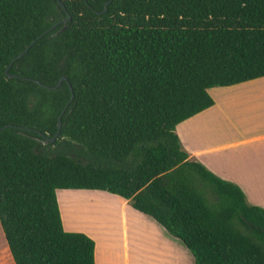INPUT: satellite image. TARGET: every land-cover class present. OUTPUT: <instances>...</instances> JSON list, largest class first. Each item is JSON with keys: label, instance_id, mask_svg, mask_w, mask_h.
Here are the masks:
<instances>
[{"label": "trees", "instance_id": "trees-1", "mask_svg": "<svg viewBox=\"0 0 264 264\" xmlns=\"http://www.w3.org/2000/svg\"><path fill=\"white\" fill-rule=\"evenodd\" d=\"M263 76L264 0H0V223L15 264H95L58 189L129 200L195 264H264V207L176 132L215 103L210 88Z\"/></svg>", "mask_w": 264, "mask_h": 264}, {"label": "crops", "instance_id": "crops-1", "mask_svg": "<svg viewBox=\"0 0 264 264\" xmlns=\"http://www.w3.org/2000/svg\"><path fill=\"white\" fill-rule=\"evenodd\" d=\"M212 88L209 89L210 94ZM218 92L225 94L221 117L216 116L219 106L215 99L211 107L179 123L176 132L190 158L199 160L221 178L238 184L248 202L264 207L261 191L264 189V76L220 86ZM195 120L202 126L209 124L207 134H204L205 128H192ZM226 131L232 133L228 135ZM58 190L92 193L90 198L89 194L82 195L89 204V210L81 218L82 223L74 213H70L69 205L76 202V194L62 196L63 201L59 196L58 202L64 228L84 232L95 240V264H139L142 251L140 242L137 243L139 238L143 239L146 255L150 245L155 244L161 254L168 247L170 263L174 260V248L182 264H195L194 256L186 245L151 216L133 207L135 210L130 211L132 222L129 225V200L121 196L116 198L119 195L103 190ZM95 196L97 198L94 199ZM98 198L105 201L96 200ZM120 218L122 222H119ZM3 250H0V264H13Z\"/></svg>", "mask_w": 264, "mask_h": 264}, {"label": "rangeland", "instance_id": "rangeland-1", "mask_svg": "<svg viewBox=\"0 0 264 264\" xmlns=\"http://www.w3.org/2000/svg\"><path fill=\"white\" fill-rule=\"evenodd\" d=\"M220 86H215L211 89V95L212 97L214 98V100L216 99L218 101V113H216V116L218 117H221L220 115H222L224 113V109H223V106H224V102L222 101L223 100V95L225 96V94H221L218 92V88ZM236 95H241L243 96L242 93H236ZM226 96H228V94H226ZM215 100V101H216ZM242 101V100H241ZM229 103H233V102H229ZM230 106V105H229ZM211 117H213V113H212V116H210V120H211ZM192 128L193 129H197V128H200V129H203L205 128V132L204 134H207V130L209 129V124L205 126H202V125H199L198 121H194L192 123ZM226 133L228 135H230V133H232L231 131H226ZM47 146V148L45 147H41V150H53L56 146L55 145H52V144H48L46 143L45 144ZM264 169V168H263ZM263 195H264V189L261 190ZM73 192H76V193H73ZM75 195L76 194V202H74V204H70L69 205V208H70V213H74L75 217L78 219V222L82 221L81 218L85 215V213L89 210L88 208V203L86 204V200H85V197L82 195L86 194L89 196V198L92 196V193H80V191H75V190H57V196H58V199H59V196L60 198L62 199L63 201V198L67 195ZM91 194V195H90ZM63 196V198H62ZM115 196V195H114ZM118 196V195H116ZM115 196V197H116ZM106 197H109V196H106ZM120 196L116 197V198H119ZM97 198L96 196L94 197V199ZM98 201H105V199H96ZM60 201V199H59ZM250 203V202H249ZM63 204V202H62ZM252 204V203H251ZM72 205V206H71ZM132 210H135L133 209V206L130 205L129 208H128V223L129 225H131V222H132V218L130 216V211ZM137 212V214H140L138 213V211H135ZM119 222H122L121 221V218L119 220ZM82 223V222H80ZM174 237V236H173ZM176 238V237H174ZM140 242V247L142 248V251H141V257H140V263L139 264H182L181 260L179 259V255H178V252L173 248V261L172 263H170V260H169V255H168V247H167V250L166 252L162 253L161 254V250L157 247V245H150V247L148 248V253L146 255L145 253V246L143 245V239L142 238H139L138 240V244ZM5 249V251L3 250ZM0 250H3V252H6V255L9 256V258H11V261L13 262V264H15L14 260L12 259V256H11V253H10V250H9V247H8V243L6 241V237H5V234H4V231H3V228L1 226V223H0ZM178 259V260H177Z\"/></svg>", "mask_w": 264, "mask_h": 264}, {"label": "water", "instance_id": "water-1", "mask_svg": "<svg viewBox=\"0 0 264 264\" xmlns=\"http://www.w3.org/2000/svg\"><path fill=\"white\" fill-rule=\"evenodd\" d=\"M108 4H109V1L106 2V4H105V9H104L103 11H106V10H107ZM70 18H71V16L69 15L67 18L64 19V22L67 23V21H68ZM57 25H58V23H57V24H54V25L52 26L51 29L55 28ZM65 27H66V24H65L60 30H58V32L62 31ZM45 33H46V32H44L42 35H40V36L38 37V39H40ZM38 39H37V40H38ZM37 40H35L34 42H32V43L28 46V48H26V50H28V49H29V48H30V47H31V46H32ZM26 50H25V51H26ZM25 51L22 52V53H20L19 56H22V55L25 53ZM7 73H8V71H7ZM8 74H9V73H8ZM9 76H10V77H13V76H16V75L9 74ZM64 80H67V77H66V76H62V77L60 78L59 82H58L53 88H57L59 85H61V83H62ZM68 83H69V85H70L71 91L73 92V87H72V85L70 84V82H68ZM73 98H74V94H72L71 100H72ZM71 100H70V101H71ZM61 128H62V116H60V118H59V122H58V130H57V132L55 133L54 136L49 137V136H47L45 133L40 132L41 136L44 138V143L54 142V141L58 138V136L60 135V133H61Z\"/></svg>", "mask_w": 264, "mask_h": 264}]
</instances>
